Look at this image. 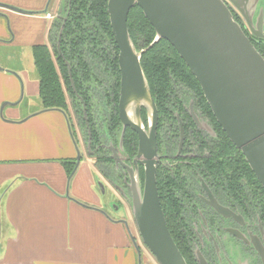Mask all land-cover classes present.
I'll list each match as a JSON object with an SVG mask.
<instances>
[{
  "label": "crops",
  "instance_id": "1",
  "mask_svg": "<svg viewBox=\"0 0 264 264\" xmlns=\"http://www.w3.org/2000/svg\"><path fill=\"white\" fill-rule=\"evenodd\" d=\"M0 2L35 11L48 7L47 14L0 7V264H139L122 219L141 248V264H159L143 247L125 203L121 215L112 213L109 198L97 189L103 176L85 151L66 196L69 175L61 161L76 158V145L64 112L44 108L33 74V48L50 46L61 0ZM10 44L30 47L29 67L5 64L9 57L3 49Z\"/></svg>",
  "mask_w": 264,
  "mask_h": 264
},
{
  "label": "water",
  "instance_id": "2",
  "mask_svg": "<svg viewBox=\"0 0 264 264\" xmlns=\"http://www.w3.org/2000/svg\"><path fill=\"white\" fill-rule=\"evenodd\" d=\"M228 3L245 17L252 32L264 39V0L108 1L121 72L119 113L123 129L120 146L123 147L126 127L130 126L139 135L138 158H145L136 160L135 169L117 153L113 159L116 165L121 164L129 173L132 193L127 198L131 211L142 242L159 264L188 263L169 229L158 192L157 160L154 159L158 110L141 65L142 54L147 49L140 51L136 48L128 28L129 13L138 5L155 28V41L148 48L160 39H166L177 49L200 82L218 122L232 142L243 151L264 187V56L235 19ZM0 7L24 14L48 13V7L35 11L4 2H0ZM0 70L4 68L0 66ZM10 72L22 81L17 72ZM142 107L147 109L151 122L149 133L142 120ZM75 145L77 157L69 176L67 197H70V179L82 158L81 150L77 143ZM138 162L145 165L143 189ZM99 185L105 192L102 180H99ZM120 221L129 231L141 264L142 251L129 222L126 219ZM199 257L201 264H208L202 255L199 254Z\"/></svg>",
  "mask_w": 264,
  "mask_h": 264
},
{
  "label": "flooded vegetation",
  "instance_id": "3",
  "mask_svg": "<svg viewBox=\"0 0 264 264\" xmlns=\"http://www.w3.org/2000/svg\"><path fill=\"white\" fill-rule=\"evenodd\" d=\"M228 4L232 7L230 3ZM232 10L235 19L242 25L250 40L264 54V39L252 32L247 21L244 20L245 17L236 8L232 7ZM70 13L69 0H61L52 22L57 30L52 36L53 27H51L52 37H50V46L48 45L50 49L53 46L51 50L53 55H56L55 42L57 41L59 45L63 25L66 19L70 18ZM106 68L108 67L96 66L97 76L102 81L101 83L100 81L86 83L89 87L88 94L91 96L90 114L94 128L100 133L101 142L98 144L90 142L87 120L89 115L83 96H72L67 92L69 112L64 113L71 128L74 143L78 145V132L82 134V137L85 135L87 144L83 143L82 139L84 151L95 158L96 168L103 176L102 181L107 184L104 193L110 196L108 205L114 208L113 204H118L119 209H122L125 199L131 211L127 198L132 193L129 173L121 164L116 165L113 157L117 153L127 164H132L134 169L136 160L145 158L143 156L138 158L139 135L130 126L126 127L125 136L129 130L134 132L133 150L121 147L120 141L116 145L112 143L110 133H114L115 130L111 113L118 115V127L120 126L121 133L123 129L119 113L121 72L120 68L119 74ZM118 76H120L119 80H117ZM117 82H119V95L116 99ZM172 83L174 90L165 99H156L151 89L158 110L157 146L154 159L157 160V186L161 203L163 195L169 193V189L161 193L162 185H166L164 176L170 174L173 180L171 186L173 192L170 191V193L174 196L175 204L180 208L181 231L186 234L187 243L198 264H201L199 254L208 264H264V212L258 200L253 196L255 186L248 182L243 184L246 182L244 178H240V183H230V172L227 173L225 167L217 168L224 160L223 156H220L224 136L216 123L224 132L225 130L215 117L201 84L202 94L181 79L173 80ZM164 102L165 108L170 110L169 115L162 114L161 108L159 109ZM141 114L145 129L149 133L151 122L145 107H142ZM227 137L229 138L228 135ZM232 144L235 152L232 155H224V157L241 158L243 151L233 142ZM138 169L140 185L143 189L145 165L138 162ZM159 171L161 172L160 177ZM161 179L164 182L161 183ZM98 189L100 190L99 179Z\"/></svg>",
  "mask_w": 264,
  "mask_h": 264
},
{
  "label": "trees",
  "instance_id": "4",
  "mask_svg": "<svg viewBox=\"0 0 264 264\" xmlns=\"http://www.w3.org/2000/svg\"><path fill=\"white\" fill-rule=\"evenodd\" d=\"M69 3L71 7L70 18L66 19L63 25L59 45L57 41L54 45L56 59L47 44H38L33 48L34 63L40 83L39 95L45 109H59L66 113L69 112L67 92L72 96H83L87 103L89 115L87 120L89 131H91V142L92 144H98L101 142L100 133L94 128L92 115L90 114L89 101L91 96L88 94L89 87L86 83L100 81L97 76V65L107 66V70L119 74V49L112 32L108 13V0H69ZM128 28L136 48L140 51L147 49L142 54L141 65L156 99L169 97L174 90L172 81H178L179 79L193 86L202 94L199 81L168 40L160 39L148 48L155 41L156 30L138 5L131 9L129 13ZM119 78L120 76L117 77V80ZM73 82L75 87H73ZM118 88L119 82H117L115 90L116 99L119 95ZM160 108L162 114H170V110L165 108V102L159 106ZM209 112L211 113L210 109ZM111 116L115 132H111L110 137L112 143L116 145L120 141L121 128L118 127V115L111 113ZM216 125L224 136L223 149L220 154L224 160L217 168L225 167L227 173L230 172V183H240V178H244L246 182L243 184L248 182L254 185L253 196L258 200L264 212V187L256 178L243 154L238 159L224 157V155H232L235 152V147L220 125L218 123ZM134 138V132L129 130L125 136L123 148L133 150ZM61 162L65 164L70 176L76 158L64 159ZM160 173L159 171V177ZM164 180L166 185H162L161 193L166 189H169V193L163 195L162 206L169 229L187 263L198 264L187 243L186 234L181 231V225L179 224L181 219L180 208L175 204L174 196L170 193V191L173 192L171 175L164 176ZM162 181L163 179H161V183Z\"/></svg>",
  "mask_w": 264,
  "mask_h": 264
},
{
  "label": "rangeland",
  "instance_id": "5",
  "mask_svg": "<svg viewBox=\"0 0 264 264\" xmlns=\"http://www.w3.org/2000/svg\"><path fill=\"white\" fill-rule=\"evenodd\" d=\"M7 26H8V29L11 31L12 33V30H11V24L10 22L7 21ZM52 36L55 35V32L57 30V27L56 26H53V23H52ZM51 36V37H52ZM52 49H53V46H51ZM51 49V50H52ZM4 53L9 57L8 58V61H4L5 64H8L9 66H11L12 68H20V67H29L30 65V47L28 45H23V46H19V45H6L5 48L3 49ZM54 52V50H53ZM54 54V53H53ZM29 55V57H28ZM264 56V54H263ZM54 58L56 59V55H54ZM30 73L32 74V71H30ZM37 74L38 75V72H37V69L35 68V70H33V74ZM19 81L21 82L20 78L18 77ZM22 79V78H21ZM70 98V97H69ZM63 113V112H62ZM63 115L65 116L66 118V115L65 113H63ZM66 122H67V118H66ZM77 123V122H76ZM78 126V125H77ZM67 128H68V131H69V125H68V122H67ZM79 128V126H78ZM70 132V131H69ZM70 134V133H69ZM71 136V134H70ZM72 138V137H71ZM78 148L81 150V153L84 152V146H83V143L87 144V141H86V138H85V135L82 137V134H79L78 132ZM82 139H83V143H82ZM73 141V139H72ZM74 143V141H73ZM75 145V144H74ZM86 146V145H85ZM76 148V147H75ZM77 150V149H76ZM104 185L107 187V184L104 182ZM98 189V188H97ZM99 193H101V195L103 197H109L110 199V196L105 194L104 191L101 189L100 187V190L98 189ZM107 199V198H106ZM108 200V199H107ZM125 205L129 208L128 206V202L124 199L123 200ZM115 207L113 208V206H109V208L112 209V213L115 214V215H121L122 214V210L119 209V205L118 204H113ZM131 207V206H130ZM129 212H130V216L131 218L133 219V216H132V213L130 211V208H129ZM134 221V219H133ZM132 229L135 230V227L134 225L132 224ZM140 237V235H139ZM141 239V237H140ZM142 242V240H141ZM143 244V247L146 249L147 253H149V255H152L154 257V255L150 252V250L146 247V245L142 242ZM155 258V257H154ZM156 259V258H155ZM159 263V262H158Z\"/></svg>",
  "mask_w": 264,
  "mask_h": 264
}]
</instances>
